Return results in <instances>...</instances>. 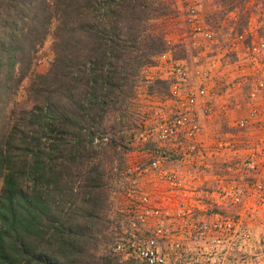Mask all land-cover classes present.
Instances as JSON below:
<instances>
[{"label": "trees", "instance_id": "16d2710c", "mask_svg": "<svg viewBox=\"0 0 264 264\" xmlns=\"http://www.w3.org/2000/svg\"><path fill=\"white\" fill-rule=\"evenodd\" d=\"M172 3L0 0V54L9 65L30 57L54 23L53 60L28 88L33 104L11 111L0 138V264H99L91 249L105 183L93 142L140 69L167 50L150 22ZM100 262L133 264L111 250Z\"/></svg>", "mask_w": 264, "mask_h": 264}, {"label": "rangeland", "instance_id": "374dc122", "mask_svg": "<svg viewBox=\"0 0 264 264\" xmlns=\"http://www.w3.org/2000/svg\"><path fill=\"white\" fill-rule=\"evenodd\" d=\"M170 9L167 17L150 22L153 31L164 35L167 50L140 69L130 96L106 117L103 138L96 135L101 139L93 142L94 160L104 173L105 199L98 211L102 230L91 252L100 264L119 235L123 210L144 193L152 206L196 205V218L209 220L221 212L238 220L251 234L243 254L264 264V192L241 197L239 204L214 203L224 188L244 184L249 173L237 171L236 163L264 143V45L260 51L252 49L264 44V0H173ZM197 25L211 37L196 33ZM53 26L42 31L30 57L24 56L21 63L9 65V56L0 54V88H5L0 96V138L11 111L33 104L28 88L53 60ZM174 60L186 62L191 85L197 84V69L208 73L207 94L193 107L199 122L193 160L179 158L172 142L157 140L151 131L161 111H174L181 102L170 94ZM152 156H159L161 168L174 175L176 184L142 170Z\"/></svg>", "mask_w": 264, "mask_h": 264}, {"label": "built area", "instance_id": "2783aa9c", "mask_svg": "<svg viewBox=\"0 0 264 264\" xmlns=\"http://www.w3.org/2000/svg\"><path fill=\"white\" fill-rule=\"evenodd\" d=\"M194 31L211 37V33L200 25L195 26ZM263 45L252 49L260 51ZM195 73L198 81L191 85L187 80L186 62H171L170 94L172 99L181 102L174 111H161L151 127L157 140L172 142L173 151L179 158L191 160L198 154L196 137L199 131L193 107L206 96L208 77L205 69H197ZM239 124L242 126L244 122ZM236 165L237 171L249 175L239 188L232 184L218 193L215 205H219L220 200L239 204L241 197L264 192V143ZM142 170H151L160 179L177 183L174 175L161 168L159 156H152ZM196 209V205H179L176 209L152 206L147 194H139L136 204L123 210L124 221L111 245L112 253L120 261L131 260L133 264H257L256 258L243 254L251 234L240 227L238 220L221 212H215L209 220L196 218Z\"/></svg>", "mask_w": 264, "mask_h": 264}]
</instances>
